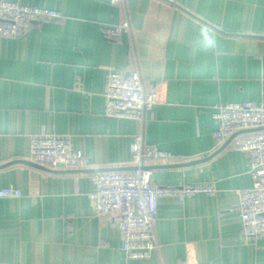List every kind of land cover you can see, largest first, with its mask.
I'll return each instance as SVG.
<instances>
[{
	"label": "crops",
	"instance_id": "obj_1",
	"mask_svg": "<svg viewBox=\"0 0 264 264\" xmlns=\"http://www.w3.org/2000/svg\"><path fill=\"white\" fill-rule=\"evenodd\" d=\"M51 8L62 19L33 24L0 38V264H264V236L246 238L234 209L252 187L250 157L231 139L216 145L218 103H264V0H5ZM125 13L130 31L116 40L101 28ZM217 46L205 50L199 32ZM110 69L136 70L158 84L153 114L142 122L104 115ZM71 137L83 170H49L31 159L30 137ZM172 153L151 165L152 183L213 184L214 195L163 196L153 221L158 247L147 259H127L114 215L94 212L88 175L124 171L130 144Z\"/></svg>",
	"mask_w": 264,
	"mask_h": 264
},
{
	"label": "built area",
	"instance_id": "obj_2",
	"mask_svg": "<svg viewBox=\"0 0 264 264\" xmlns=\"http://www.w3.org/2000/svg\"><path fill=\"white\" fill-rule=\"evenodd\" d=\"M125 9L126 0H110ZM63 13L51 8L33 7L18 1L0 0V38L23 35L33 24L62 19ZM130 31L125 13L117 25L101 28L104 37L116 40ZM159 86H146L138 71L110 69L105 86L104 115L113 119H134L143 123L153 114L158 101ZM215 129L212 137L221 146L229 139L233 146L247 152L252 187L238 193L234 209L241 221L244 237L264 236V103L255 101L218 103L214 107ZM31 161L39 167L80 171L86 166L81 151L72 147L71 137L42 133L30 137ZM133 168L124 171H103L88 175L93 190L88 193L93 210L98 215H114L122 239V252L127 259H147L157 249L153 221L160 197L180 200L198 193L214 195L213 184L178 183L161 187L152 183L150 166L169 163L172 153L144 142L143 134L134 135L130 144ZM22 193L13 187L0 189V198H19Z\"/></svg>",
	"mask_w": 264,
	"mask_h": 264
},
{
	"label": "clouds",
	"instance_id": "obj_3",
	"mask_svg": "<svg viewBox=\"0 0 264 264\" xmlns=\"http://www.w3.org/2000/svg\"><path fill=\"white\" fill-rule=\"evenodd\" d=\"M200 43L205 50H211L217 46L214 34L208 29H201L199 32Z\"/></svg>",
	"mask_w": 264,
	"mask_h": 264
},
{
	"label": "water",
	"instance_id": "obj_4",
	"mask_svg": "<svg viewBox=\"0 0 264 264\" xmlns=\"http://www.w3.org/2000/svg\"><path fill=\"white\" fill-rule=\"evenodd\" d=\"M257 51L258 52H260V53H262V52H264V40H260V41H258L257 42ZM131 168H133V167H131ZM130 168V169H131Z\"/></svg>",
	"mask_w": 264,
	"mask_h": 264
}]
</instances>
